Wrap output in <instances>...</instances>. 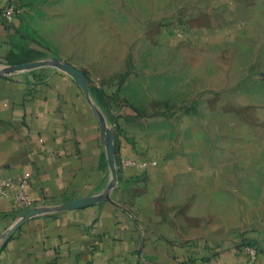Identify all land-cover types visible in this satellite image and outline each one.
I'll list each match as a JSON object with an SVG mask.
<instances>
[{"label": "crops", "instance_id": "1", "mask_svg": "<svg viewBox=\"0 0 264 264\" xmlns=\"http://www.w3.org/2000/svg\"><path fill=\"white\" fill-rule=\"evenodd\" d=\"M216 1V29L264 37V0ZM20 14L0 21V179L28 176L30 204L0 196V264H246V242L264 264V200L240 198L234 165L122 117L113 136L72 75L8 61Z\"/></svg>", "mask_w": 264, "mask_h": 264}, {"label": "rangeland", "instance_id": "2", "mask_svg": "<svg viewBox=\"0 0 264 264\" xmlns=\"http://www.w3.org/2000/svg\"><path fill=\"white\" fill-rule=\"evenodd\" d=\"M13 2L10 63L58 65L113 136L122 117L196 159L233 164L240 198L264 200V37L216 29L228 16L216 0Z\"/></svg>", "mask_w": 264, "mask_h": 264}, {"label": "built area", "instance_id": "3", "mask_svg": "<svg viewBox=\"0 0 264 264\" xmlns=\"http://www.w3.org/2000/svg\"><path fill=\"white\" fill-rule=\"evenodd\" d=\"M20 14L19 8L14 4L13 1L7 2L0 10V21L5 25L9 26L12 20ZM124 165H135L136 162L132 159L121 160ZM140 165H156L154 161L139 163ZM29 182V178L26 175H19L16 178H5L0 179V196L9 198L15 201L20 206H28L30 200L28 198L26 188ZM243 250L246 256V264H253L256 259L258 252L254 244L250 242L243 243ZM120 264V263H115Z\"/></svg>", "mask_w": 264, "mask_h": 264}, {"label": "water", "instance_id": "4", "mask_svg": "<svg viewBox=\"0 0 264 264\" xmlns=\"http://www.w3.org/2000/svg\"><path fill=\"white\" fill-rule=\"evenodd\" d=\"M63 68V67H62ZM83 93L85 94V92L83 91ZM86 96V95H85Z\"/></svg>", "mask_w": 264, "mask_h": 264}]
</instances>
